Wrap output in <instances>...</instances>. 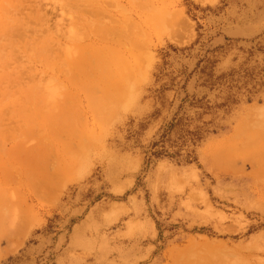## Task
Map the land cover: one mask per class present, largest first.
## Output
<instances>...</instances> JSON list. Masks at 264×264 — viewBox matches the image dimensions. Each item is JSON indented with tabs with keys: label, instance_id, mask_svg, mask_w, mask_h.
Listing matches in <instances>:
<instances>
[{
	"label": "rangeland",
	"instance_id": "1",
	"mask_svg": "<svg viewBox=\"0 0 264 264\" xmlns=\"http://www.w3.org/2000/svg\"><path fill=\"white\" fill-rule=\"evenodd\" d=\"M16 1L0 0V264H264V0H101L99 24L145 47L128 66L86 40L117 55L86 88L64 85L82 54L69 6L20 0L19 20Z\"/></svg>",
	"mask_w": 264,
	"mask_h": 264
},
{
	"label": "bare ground",
	"instance_id": "2",
	"mask_svg": "<svg viewBox=\"0 0 264 264\" xmlns=\"http://www.w3.org/2000/svg\"><path fill=\"white\" fill-rule=\"evenodd\" d=\"M13 1V0H12ZM19 3H20V0H17ZM17 1H16V3H17ZM33 0H31V2H32ZM39 1V0H38ZM52 1H55V0H52ZM58 1L60 2V3H58ZM61 1H63V0H57V4H62V6H60V8H61V10H62V7H63V9H64V6H66L67 8H68V6H69V8L68 9H70V14H71V23H70V26H69V28H71V29H69V30H67V31H69V34L71 35V33L74 35H80V36H82V37H80V38H74L75 37V35H74V37H73V35H71L70 36V39H77L78 41H77V43H78V49H76V50H78V51H80L82 54H80V55H76V56H74L73 54H71L70 56H69V58L67 59V66H68V68L69 69H67V68H65V67H62L63 69L65 68V69H67V70H69V73H67V74H70L69 75V77H67L68 79H66V82L64 83V85L65 84H68V86L69 85H73V86H75L76 85V87H82V88H84L85 86L87 87V85H91L92 83L93 84H95L96 83V81H97V79H98V77H100L99 76V73H100V71H102V75H103V69L105 70V66L106 65H108L109 63L111 64L112 62H113V60L115 59V61H116V58H114V57H116L115 55H113V54H109V58L110 57H112V58H114V59H112L111 58V60L110 61H112V62H110L109 61V59L108 60H106V57L103 59V57L101 58V59H99L98 60V58H99V55H101V51L102 50H100L101 48L103 49V51L102 52H104L105 54H106V52L105 51H107L108 50V53H110V52H114L115 54L116 53H118L119 52V50H121V49H124L123 51H122V57H123V59L124 60H126V64L125 65H128V66H130V64L128 63V61L130 60V59H132L133 57H134V51L133 50H136V49H133V48H136V47H139V48H144L145 47V41L144 40H142L141 42H139L138 40H136L135 38H133L132 37V34H133V32H134V30H132L130 27V24L127 22V25H126V23L123 25V26H117V25H112L111 27H109L110 25H111V23L109 24V26H107V25H105L103 22L101 23L100 22V24H102V28H101V26H100V24H99V22H98V20H99V18L100 19H105V22L106 21H109V22H111V19H112V15H111V13H110V8L109 7H106V5H105V3H104V1L102 2L101 0H66L67 2H65V0L63 1L64 2V4L63 3H61ZM106 1V0H105ZM115 1V0H114ZM198 1H200V2H203L204 0H198ZM44 2V1H43ZM56 2V1H55ZM116 2V1H115ZM11 3V2H10ZM27 3V2H26ZM48 3V2H47ZM15 4V3H14ZM18 4V3H17ZM17 4L15 5V7L14 6H12L11 5V7H13V8H10V9H8L7 11V13L9 14H12V13H14V14H17V13H19L20 15H21V13H22V11H21V6H23L22 4H21V6L19 7V5L20 4H18V7H16L17 6ZM28 4H30V2L28 3ZM28 4H26V5H28ZM54 5V4H53ZM3 6V5H2ZM5 6V5H4ZM3 6V7H4ZM57 6V5H56ZM29 6H26V9L28 8ZM31 7V6H30ZM35 8V6H33V9ZM36 8H39V6L38 7H36ZM36 8H35V11H36ZM109 10H108V9ZM5 9V8H4ZM3 9V10H4ZM24 8H22V10H23ZM28 9H30V8H28ZM117 9V8H116ZM59 10V9H58ZM31 11H33L32 9H31ZM29 12V13H31V14H33L32 12ZM39 11H40V9H39ZM60 11V10H59ZM91 13H90V12ZM117 11H118V9H117ZM116 11V12H117ZM37 12H38V9H37ZM41 12V11H40ZM47 12V11H46ZM85 12H89V14H91L90 16H92V17H88V16H86V14H85ZM113 12V11H112ZM115 12V11H114ZM124 11H122L121 12V9H120V13H121V15L122 16H124V14H122ZM23 13H25V12H23ZM19 14H17L18 15V19L20 18V15ZM39 14V12L37 13V15ZM88 14V13H87ZM27 15V14H26ZM29 15V14H28ZM34 15H36L35 13H34ZM42 15V14H41ZM47 15V14H46ZM120 15V16H121ZM25 16V15H24ZM32 16V15H31ZM31 16H29L30 18H32ZM39 16H40V14H39ZM76 16H78V17H81V18H76L75 19V17ZM119 16V17H120ZM26 17V16H25ZM29 17L27 18V19H25V20H29ZM43 17H44V20H46L45 19V16L43 15ZM43 17L41 18L40 17V19H41V21L40 22H44V20H43ZM85 17V18H84ZM95 17V19H96V21H93V22H96L97 24V26H96V31L95 32H97V33H95L94 31H92V33H91V31L90 30H93L92 28L94 27L93 25H95V24H91V23H93V22H91L92 20H89V19H92V18H94ZM106 17H107V19L108 18H110V19H108V20H106ZM124 17H126V14H125V16ZM16 18V19H17ZM34 16H33V18L32 19H30V20H34ZM38 18V17H37ZM48 18V17H47ZM66 18V17H65ZM69 18V17H68ZM87 20L88 22L87 23H85V22H81L80 20ZM130 18V17H129ZM162 18V19H161ZM160 18V20L159 21H156V22H154V24H153V26L155 27V29H159V30H161V29H163V30H166V31H168L169 30V27L170 28H174L175 29V33L177 32H179V27H178V25H180V23H181V19H180V16L178 17V16H176V17H173V18H171V19H168V17H165V16H162ZM23 18H21V19H19V20H22ZM36 19V18H35ZM39 19V18H38ZM63 19V18H62ZM94 19V20H95ZM98 19V20H97ZM121 19V18H120ZM43 20V21H42ZM64 20V19H63ZM84 20V21H85ZM122 20V19H121ZM130 20V19H129ZM15 21H17V20H15ZM89 21H90V26L92 27V28H90L87 32H86V30L84 29V28H86V26L85 25H87L88 26V23H89ZM101 21V20H100ZM125 21H126V18H125ZM127 21H128V18H127ZM131 21V20H130ZM2 22V21H1ZM9 22V21H8ZM11 22V21H10ZM21 21H19V23H17V25H20V24H23V23H20ZM24 22V21H23ZM26 22V21H25ZM28 22V21H27ZM26 22V23H27ZM39 21L37 20V23H38ZM39 22V23H40ZM47 22V21H46ZM64 23V22H63ZM131 23V22H130ZM40 24H42V23H40ZM84 24V25H83ZM99 24V25H98ZM16 25V26H17ZM26 25H28V23L26 24ZM29 25H31V24H29ZM29 25H28V27H29ZM49 25V24H48ZM14 26H15V24H14ZM56 26H57V24H56ZM84 26V27H83ZM21 27L23 28V25H21ZM26 26L24 25V28H25ZM27 27V28H28ZM46 27V26H45ZM49 27V26H48ZM61 27H62V25H61ZM64 27V26H63ZM67 27V26H66ZM101 28V29H99V28ZM133 27V26H132ZM17 28V30L16 31H18V30H20L19 28H18V26L16 27ZM41 28V27H40ZM57 29H56V31L57 32H54V33H59L60 31L59 30H63V29H60V26H57L56 27ZM98 28V29H97ZM135 28V27H134ZM26 29V28H25ZM25 29H23V31H26V33H28V34H30L31 33V31H30V29H31V27L30 28H28V30L30 31V33H29V31L28 30H25ZM2 30L4 31V28H2ZM22 30V29H21ZM20 30V31H21ZM35 30H38V29H35ZM84 31V34L83 35H85V37H83V35H81V33H83V31ZM12 31H14V30H12ZM10 32L9 30H8V32H10V33H13V32ZM43 31V30H42ZM82 31V32H81ZM36 31H34L33 33H35ZM41 32V31H40ZM81 32V33H80ZM94 32V33H93ZM2 33H4V32H2ZM7 33V32H6ZM20 33V32H19ZM21 33H22V31H21ZM25 32L23 33V34H25L26 36L25 37H27V34H26ZM64 33H65V31H64ZM80 33V34H79ZM86 33V34H85ZM91 33V34H90ZM99 33V34H98ZM100 33L101 34H103L102 36H99L100 35ZM0 34H1V32H0ZM14 34V33H13ZM22 34V35H23ZM32 34V33H31ZM50 34V33H49ZM61 35H62V33H60ZM60 34H57V36H56V34H54V36H56V37H58V35L59 36H61ZM89 34H90V36H89ZM2 35V34H1ZM8 35H9V33H8ZM15 35L17 36V38H19L20 37V35L21 34H14V36H10L11 38H14L15 37ZM86 35H87V37H86ZM29 36H32V37H34L33 36V34L32 35H29ZM36 36H38V35H36ZM1 37V36H0ZM5 37H7V34H6V36ZM9 37V38H10ZM50 37V36H49ZM72 37V38H71ZM2 38H4V36H2L0 39H2ZM40 38V36L38 37V39ZM45 38H48V37H45ZM67 38H69V36H65V41H68V39ZM5 39V38H4ZM16 39V38H15ZM14 39V40H15ZM20 39H23V40H25L24 38H22V37H20ZM27 39V38H26ZM44 39V38H43ZM49 39V38H48ZM58 39V38H57ZM73 39V40H74ZM9 40V39H8ZM8 40H6L7 41V43L8 42H10V41H8ZM28 40V39H27ZM26 40V41H27ZM31 40H32V38H31ZM31 40H29V42L31 41ZM37 40V39H36ZM86 40H91V41H94V45H92V49L93 48H98L99 49V47H101L99 50H100V52L98 51V56H96L95 55V52H97V51H92V53L90 52H88L89 53V55L91 56V58H95V60H93V61H91L90 60V56L87 54L86 55V53H84V52H87V51H84V47H82V45L81 44H83ZM117 41L119 44H118V46H115V47H110V46H108L107 44L108 43H112V41ZM50 41L52 42V41H54V40H47V42L48 43H45L44 45H47L46 47L48 48V49H53V47L52 48H50L51 47V45H53V44H50ZM72 41V40H71ZM76 41V40H75ZM74 41V42H75ZM16 42H18L17 40H16ZM28 42V43H29ZM35 42V41H34ZM59 42V44H58V49L60 50L61 48H62V46H61V43H60V41H58ZM66 43V42H65ZM142 43V44H141ZM2 44V43H1ZM10 44V43H9ZM70 44H73V46H74V44L75 43H70ZM114 44H116V43H114ZM11 45H12V43H11ZM77 45V44H76ZM88 45V44H87ZM141 45V46H140ZM144 45V47H142ZM7 46H8V44H7ZM6 46V47H7ZM15 46H17V44L15 43ZM23 46H25V45H23ZM55 46V45H54ZM61 46V48H59ZM65 46H66V44H65ZM67 46H69V45H67ZM66 46V47H67ZM89 46H91L90 44H89ZM1 48H0V52H3V54L8 50V49H6V51L4 52V51H1V50H4V49H2V46H0ZM4 47V46H3ZM9 47H11L10 45H9ZM9 47H7V48H9ZM18 47V46H17ZM64 48V47H63ZM62 48V49H63ZM70 48V47H69ZM69 48H66V50L67 49H69ZM86 48V47H85ZM90 48V47H89ZM57 49V47H56V50L55 51H57L58 50ZM65 49V48H64ZM61 50V52L59 53V54H61V55H63V53L62 52H64V54H65V52H68V55L72 52H70L69 50L68 51H66V50ZM83 49V50H82ZM97 49V50H98ZM73 50H74V48H73ZM86 50H88V49H86ZM96 50V49H95ZM105 50V51H104ZM11 52H12V50H10ZM78 51H76V52H78ZM89 51V50H88ZM10 53V52H9ZM54 53V52H53ZM79 53V52H78ZM84 53V54H83ZM104 53H102V55H104ZM6 54V53H5ZM2 55V54H1ZM54 55H55V53H54ZM57 56L56 57H58V60L59 59H61L60 61H62L63 59H62V56H61V58L58 56V54H56ZM67 55V54H66ZM65 55V56H66ZM85 55V56H84ZM111 55V56H110ZM10 56H12L11 54H10ZM64 56V55H63ZM64 56V57H65ZM89 58V61H88V58ZM96 56V57H95ZM56 57H54L56 60H57V58ZM68 57V56H67ZM12 58H10V60H11ZM52 59H53V55H52ZM121 59V58H120ZM129 59V60H128ZM65 60H66V58H65ZM117 60H119V59H117ZM60 61H58V62H60ZM107 61V62H106ZM108 61H109V63H108ZM63 62H65V61H63ZM117 62V61H116ZM13 63V62H12ZM108 63V64H107ZM58 64H62L61 62L60 63H58ZM109 64V65H110ZM54 65V64H53ZM115 66V65H114ZM60 65L58 66V69H60ZM108 67V66H107ZM109 68H111V66L109 67ZM108 68V69H109ZM112 68H113V65H112ZM63 69H61V70H63ZM107 69V70H108ZM111 70V69H110ZM57 70L55 69V71L53 70V72L52 73H55ZM106 71V70H105ZM113 71V70H112ZM65 72V71H64ZM66 72H68V71H66ZM57 73H59L58 71H57ZM61 74H62V72H61ZM59 75V74H58ZM83 75H84V77H83ZM101 75V74H100ZM101 75V76H102ZM104 75H108V74H104ZM63 76V75H62ZM65 76H68V75H65ZM64 76V77H65ZM59 77V76H58ZM63 77V78H64ZM97 77V78H96ZM103 77H105V76H103ZM60 78V77H59ZM66 78V77H65ZM104 80V79H103ZM100 81V80H99ZM64 82V81H63ZM63 84V83H62ZM99 84H100V82H99ZM98 86V85H97ZM85 87V88H86ZM89 87V86H88ZM91 87V86H90ZM93 87V89H94V85L92 86ZM70 88V87H69ZM73 88H75V87H73ZM97 88L98 87H95V89L97 90ZM93 89H92V91H93ZM99 89V88H98ZM95 90V91H96ZM70 96H72V95H70ZM74 96V95H73ZM264 151V150H263ZM262 158L264 157V156H261ZM247 158H250V157H246V159ZM252 158V157H251ZM231 159V158H230ZM233 160V159H232ZM252 160V159H251ZM257 160V159H256ZM255 160V161H256ZM254 161V162H255ZM259 161V160H258ZM253 162V163H254ZM259 162H261V161H259ZM245 163V162H244ZM243 163V164H244ZM263 163V162H262ZM261 163V164H262ZM242 164V165H243ZM250 166H252L251 164V161L248 163ZM256 164H258L257 162H256ZM255 163H254V166L256 165ZM260 164V163H259ZM260 164V165H261ZM259 165V166H260ZM264 165V164H263ZM263 165H261L262 167H263ZM240 167H241V165H239ZM238 166V167H239ZM236 167H237V165H236ZM256 167V166H255ZM254 167V168H255ZM261 167V168H262ZM253 168V166H252V169H254ZM260 168V167H259ZM256 170H257V168H255ZM255 170V171H256ZM259 171V170H258Z\"/></svg>",
	"mask_w": 264,
	"mask_h": 264
}]
</instances>
